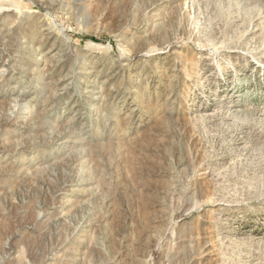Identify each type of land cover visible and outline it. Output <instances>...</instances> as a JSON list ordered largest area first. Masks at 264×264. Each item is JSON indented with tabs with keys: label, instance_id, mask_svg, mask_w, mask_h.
Segmentation results:
<instances>
[{
	"label": "rangeland",
	"instance_id": "rangeland-1",
	"mask_svg": "<svg viewBox=\"0 0 264 264\" xmlns=\"http://www.w3.org/2000/svg\"><path fill=\"white\" fill-rule=\"evenodd\" d=\"M0 264H264V0H0Z\"/></svg>",
	"mask_w": 264,
	"mask_h": 264
},
{
	"label": "bare ground",
	"instance_id": "bare-ground-1",
	"mask_svg": "<svg viewBox=\"0 0 264 264\" xmlns=\"http://www.w3.org/2000/svg\"><path fill=\"white\" fill-rule=\"evenodd\" d=\"M155 7V6H154ZM10 10V9H9ZM6 11V10H5ZM2 13V12H1ZM63 33V32H62ZM38 50H40V49H38ZM37 51V50H36ZM43 52V51H42ZM39 53V52H38ZM40 54V53H39ZM39 64H40V62H36V65L37 66H39ZM44 64V63H43ZM5 65V64H4ZM33 66V65H32ZM35 68H36V66H34ZM37 69V68H36ZM7 70V69H6ZM39 70V69H38ZM43 71V70H42ZM9 72V71H8ZM36 72V71H35ZM39 72V71H38ZM38 72H36V73H38ZM9 75V74H8ZM53 75V74H52ZM4 76V75H3ZM49 76H51V75H49ZM40 77H42V76H40ZM43 79V78H42ZM42 79H40V80H42ZM48 85V84H47ZM56 96V95H55ZM88 100V99H87ZM35 108V107H34ZM17 110V109H16ZM32 114V113H31ZM11 119V118H10ZM8 124V123H7ZM71 130V129H70ZM68 133V132H67ZM65 134H66V132H65ZM62 135V134H61ZM62 136H64V135H62ZM61 136V137H62ZM77 138V137H76ZM62 139V138H61ZM53 140V139H52ZM59 141V140H58ZM57 142V141H56ZM46 148V147H45Z\"/></svg>",
	"mask_w": 264,
	"mask_h": 264
}]
</instances>
